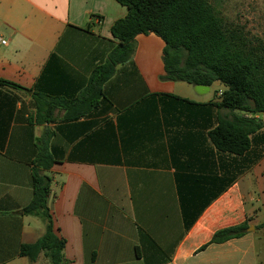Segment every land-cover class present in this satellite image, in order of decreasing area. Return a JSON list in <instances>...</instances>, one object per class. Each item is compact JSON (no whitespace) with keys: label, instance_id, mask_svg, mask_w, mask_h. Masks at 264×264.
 I'll use <instances>...</instances> for the list:
<instances>
[{"label":"crops","instance_id":"1","mask_svg":"<svg viewBox=\"0 0 264 264\" xmlns=\"http://www.w3.org/2000/svg\"><path fill=\"white\" fill-rule=\"evenodd\" d=\"M126 14L115 0H0V80L15 85L0 83V264H47L19 256L45 233L22 212L44 137L53 162L37 169L51 179L62 264H264V113L246 152L217 150L208 133L231 117L215 105L224 85L162 79L154 34L136 36L95 103L81 98Z\"/></svg>","mask_w":264,"mask_h":264},{"label":"trees","instance_id":"2","mask_svg":"<svg viewBox=\"0 0 264 264\" xmlns=\"http://www.w3.org/2000/svg\"><path fill=\"white\" fill-rule=\"evenodd\" d=\"M115 1L127 9L126 16L110 29L117 43L107 59L93 69L81 98L95 103L102 96V84L113 75L116 66L130 60L136 36L154 34L165 43L162 79L194 86L210 87L215 82L224 85L215 105L228 110L231 117L218 118L208 137L221 152L234 155L246 152L249 135L263 127L252 116L264 113V42L247 38L239 29L225 25L207 0ZM0 83L15 86L6 81ZM45 139L32 169V198L22 209L24 214L46 221L45 233L35 243L21 245L19 256L31 261L42 256L47 264H62L65 241L57 234L46 206L51 179L37 169V166L48 169L53 162ZM246 228L243 223L219 230L210 243L237 238Z\"/></svg>","mask_w":264,"mask_h":264},{"label":"rangeland","instance_id":"3","mask_svg":"<svg viewBox=\"0 0 264 264\" xmlns=\"http://www.w3.org/2000/svg\"><path fill=\"white\" fill-rule=\"evenodd\" d=\"M225 25L235 27L250 39L264 42V0H207ZM219 87V86H218ZM210 94H215L212 89Z\"/></svg>","mask_w":264,"mask_h":264},{"label":"water","instance_id":"4","mask_svg":"<svg viewBox=\"0 0 264 264\" xmlns=\"http://www.w3.org/2000/svg\"><path fill=\"white\" fill-rule=\"evenodd\" d=\"M202 89H206V90H208V87H206V86H201V85H197V86H195L194 91H195L196 93H199L200 90H202ZM242 114H245V112H241V115H242Z\"/></svg>","mask_w":264,"mask_h":264},{"label":"built area","instance_id":"5","mask_svg":"<svg viewBox=\"0 0 264 264\" xmlns=\"http://www.w3.org/2000/svg\"><path fill=\"white\" fill-rule=\"evenodd\" d=\"M6 43V41L5 40H2L1 38H0V44H2V45H4ZM220 94V93H219Z\"/></svg>","mask_w":264,"mask_h":264}]
</instances>
